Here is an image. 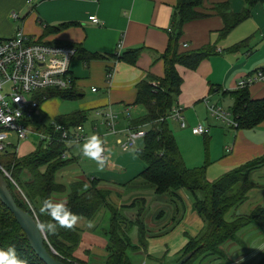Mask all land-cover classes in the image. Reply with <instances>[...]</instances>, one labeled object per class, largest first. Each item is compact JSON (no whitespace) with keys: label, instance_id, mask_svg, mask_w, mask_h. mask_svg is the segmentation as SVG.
Listing matches in <instances>:
<instances>
[{"label":"crops","instance_id":"1","mask_svg":"<svg viewBox=\"0 0 264 264\" xmlns=\"http://www.w3.org/2000/svg\"><path fill=\"white\" fill-rule=\"evenodd\" d=\"M221 3H226L228 10L234 14L239 13L244 7L243 0H201L200 5L195 10L202 16L188 20L182 25L177 46L178 52H189L205 45L215 47V53L201 59L193 69L176 64V71L181 77L176 105L181 108L183 127H180L179 121H176L181 129L188 127L190 133L192 126L203 122L208 127L207 133L202 134L204 136L210 133V125L202 120L203 106L208 111L206 104L209 103V99H223L225 96H229L232 105V97L228 91L236 88L237 81L250 76L260 68L264 70V0L254 4L250 9L249 16L237 23L223 37L219 36V31L223 27L222 18L213 9L215 5ZM175 4L176 0H0V38L10 37L16 28H20L27 35L46 42L74 45L81 51L101 54L103 58L88 61L79 55L75 56L70 63V74L81 97L84 94L81 89V82H85L83 79L88 74L91 75V70L104 73L106 94L89 109H92V120H98L100 125L106 126L109 130L102 113L110 111L114 117L115 126L117 116L110 108L113 106L112 103L117 101L123 103L126 107L125 110L140 105L134 103L137 83L144 79L148 73L159 77L164 75V63L159 55L164 52L167 46L168 30L171 26ZM11 12H15L18 19L12 18ZM92 15L96 16L98 22L89 19V16ZM241 40H244L243 45L238 48L233 47ZM140 47L143 50L134 65L110 58L113 54H121L128 49ZM211 87L215 88L211 91ZM93 88L96 90H92ZM89 90L95 94L98 88L91 85ZM247 91L251 98L264 96V73L260 79H255L247 85ZM116 93L120 94L118 98L112 96ZM111 98H115V101L111 102ZM205 101L206 103H204ZM212 105L216 106L215 103ZM143 109L145 113V108L143 107ZM186 112H192L194 119L186 122L184 117ZM130 119L127 120L126 126L121 130L122 132L127 133V129L130 127H133V130L142 129L146 131L148 129V125H131L133 120L130 121ZM215 120L223 125L230 124L218 118ZM169 128L171 129V127ZM95 129L96 126L93 127V130ZM84 130L87 137L93 135V132H89L85 127ZM217 131L225 140L224 135H230L231 143L223 146L226 151L218 159L216 168H213L215 166H208L211 159L208 161L206 171L204 169L205 177L209 170L211 175H209V179L206 178L207 180L214 179L215 175L213 174H217L215 176L217 178L234 166L264 156V119L249 129L232 127L229 130H224L223 127H219ZM228 140L230 139H227L226 142ZM81 142L69 144V150L66 153L69 158H76L77 161L74 164L78 162L80 157L78 147ZM179 153L181 155L180 150ZM182 160L187 166L184 157ZM106 164H109L110 168L116 167L110 157ZM145 166L144 163L137 175L118 185L110 183L107 179L98 178V180L100 185L106 189L109 187L114 189L110 192L115 198L123 197L122 201H126L131 197L129 202L121 203L120 206L139 201V198L144 199L147 204L151 202L149 200L153 199L158 202L157 199L161 197L156 196L150 187L147 188L140 178L135 181ZM59 173V182L66 184L63 174ZM78 174L80 177H74L67 184L72 180L87 178L79 172ZM247 177L252 186L246 191L244 199L234 206V212L231 213L232 218L239 214L248 213L256 205H260L264 209V164L252 168ZM129 190L130 192L126 193ZM179 192H182L187 199L188 193L185 190L177 189L176 194L178 195ZM61 201L64 200L61 199ZM238 207L245 209L235 212ZM125 210L133 211V216H130L134 218L136 217L135 214H138L133 210V207H126ZM186 214L193 221L199 217L191 210L190 202L183 217L181 216L182 219L180 218L181 220L168 233H165L166 236L163 235L166 239H163L161 249L158 252H153L152 248L156 245L157 237L155 236L160 232L153 234L146 230L144 243L139 245L137 244L138 241L135 242L140 246L138 250H143L140 255V257L142 256L140 264H147L150 260L158 264H172L178 259L177 253L187 238L196 235L198 232L193 234L191 231L189 233L190 227L184 222ZM123 216L129 217L127 213ZM95 218L87 224H93ZM85 222V218L79 217L75 226L82 230L86 225ZM200 224L202 226V222ZM175 227L178 229V234L174 230ZM83 233L77 248L73 252L75 257L86 261L92 256L96 258L99 255L109 253L110 243L104 233H102L103 236L99 237L96 235L91 237ZM237 233L239 238L237 240H239L240 245L236 239L226 240L224 246H222L223 243L220 245L224 257L214 258L210 264H257L259 262L264 255V236L260 230L254 223H250L249 226L241 228ZM137 234L139 235V231ZM147 238L148 242L146 243ZM162 250L170 251V254L174 253L175 255L167 260L164 258V254H161ZM135 251L128 254L131 264H133L131 255L134 256V253L139 252ZM150 253H157L159 256L153 257Z\"/></svg>","mask_w":264,"mask_h":264},{"label":"trees","instance_id":"2","mask_svg":"<svg viewBox=\"0 0 264 264\" xmlns=\"http://www.w3.org/2000/svg\"><path fill=\"white\" fill-rule=\"evenodd\" d=\"M261 1L263 0H243V9L236 14L228 10L226 3L215 5L213 9L223 21L219 36H225L237 23L246 19L251 7ZM200 3L201 0H176L168 30L167 46L159 55L164 63V75L159 77L148 73L137 83L134 99L135 104L145 108V113L134 120L133 124L148 125L142 137L143 146L137 150L139 158L146 164L138 177L147 188H151L156 196L163 197L167 194L172 202L179 200L176 190L184 188L191 198V210L203 221V226L197 234L188 237L177 253V258L186 252L190 253L182 264H192L195 259L207 254H219L220 245L228 239L235 240L236 231L249 222H253L264 236V209L260 205H256L248 215L225 219V214L244 199L246 191L252 186L247 177L248 172L252 168L263 165L264 156L234 166L209 181L205 177L203 166L184 165L176 138L168 125V115L173 104H176V96L181 84L176 64L193 69L201 59L215 53L213 45H205L189 52L177 51L182 25L188 20L202 16L195 10ZM243 44L244 40H241L233 47L238 48ZM76 48V56L79 55L85 61L103 58L101 54L84 52ZM142 50V47L128 49L121 54H113L110 58L134 65ZM259 70L264 73L262 68ZM214 88L211 87L210 90ZM43 93L46 98L40 100L41 103L52 96H59L65 100L80 97L73 78L71 88L46 89ZM228 93L232 97L230 114L233 128L249 129L264 119V96L251 98L247 86H237ZM87 114V111H75L56 116L51 120L65 127L84 125ZM40 119L43 123L34 124L35 128L44 130L45 126L52 132L50 124H47L50 120H46L45 117ZM53 135V140L49 142L39 140L37 148L22 157L17 156L15 149L8 150V146L16 148L12 143L7 144V147L1 151L4 157H16L13 161H9L6 170L17 182L18 190L22 195L20 198L14 194L17 205L32 214L39 225L46 222L55 223L49 215L40 212L45 197L57 201L60 195L61 199L67 202V208L78 217L85 218L87 223H91L103 208H107L110 214L109 225L103 233L108 237L110 244L104 264H131L127 250L135 251L138 245L133 244L129 235L122 231L120 226L124 217L109 202L110 190L98 187L99 180L95 177L75 180L68 184L56 180V172L68 165L72 158H69L67 154L63 156L68 152L69 145L60 140L61 133L53 132ZM23 171L28 174L26 177ZM13 178L11 181L16 186ZM135 206L133 201L122 207L134 208ZM181 211L176 205L175 215L172 217L173 226L180 220ZM163 213L164 211L160 210L158 217ZM127 222L130 227L136 223L132 219ZM138 229L137 241L143 244L146 237L143 234L144 228L138 226ZM81 231L76 226L66 229L57 224L54 232L44 231L45 243L56 251L55 257L64 264H87L86 261L73 255L80 242ZM9 247H13L17 257L25 260L27 264H45L29 244L13 214L0 200V250L7 251ZM257 264H264V255Z\"/></svg>","mask_w":264,"mask_h":264},{"label":"rangeland","instance_id":"3","mask_svg":"<svg viewBox=\"0 0 264 264\" xmlns=\"http://www.w3.org/2000/svg\"><path fill=\"white\" fill-rule=\"evenodd\" d=\"M83 81H85V82H81L82 83L81 89L84 92L83 96L77 97L74 100H65L59 96H52L40 104L41 115L39 117L40 118L45 117L46 120H51L52 118L59 115L69 114L75 111H87L88 118L83 123L85 129L89 130V132H93L92 134L97 135L102 142L107 143L108 151L110 154V160L116 165V167L110 168L109 164H104V166L101 168L98 166L96 161L90 159L89 157L84 156L82 152V147L85 142L83 141L79 144L78 147V149L80 150L79 151L80 157L78 162L74 164L77 161L76 158L74 159L72 158L71 160H69L68 162L69 164L66 165L68 167L62 168L61 170L59 169L56 172L57 174L56 180L60 181L58 177V172H60L59 174H63V179L67 184V182L71 181V179H73L74 177H80L78 174L79 172L86 177L107 179L110 183L116 185L124 183L125 181H128L129 178L131 179V177L133 178L135 175H137V173L144 166L143 161L138 157L136 153L137 150L143 146V140L142 138H137L133 146L123 149L119 140L124 141L126 138V133L124 131L122 132L121 130L126 126L127 120H129V118H131L130 121L133 120L131 122L132 125L134 120H137L142 114H144L143 106L136 105V107H132L130 108V110H125L126 107L123 105V103L119 101H117L114 104L112 103L113 106H110V108L112 112L117 116L116 118L117 123L115 125V131H117V133L113 134L110 132V130L106 128V126L100 125L98 123L99 122L98 120H92L93 119L92 109H89L94 105H96L98 103L97 100H99L104 96V94H106V89H105L106 81H105L104 73L100 71L91 70V75L88 74L85 77V79H83ZM91 85L96 86L98 88V91L95 94L91 93L89 90ZM119 95H120L119 93H116L113 94L112 96L118 98ZM115 98H111L110 101L111 102L115 101ZM212 103H215L217 107H219L222 111L227 113V118L230 124L223 125L222 123H217L218 121H216L214 117L210 116L206 108L203 106L202 120L205 121L208 125H210V133H208L206 136L200 134L192 135L189 132L188 127L181 129L178 126L176 120L170 118L168 120L169 127H171V129L173 130L176 136V142L178 148L181 152V155L184 157L186 161V165L189 167L203 166L205 171H206V165L208 161H210V159L211 161L209 162L208 166H215L213 168H216L218 159H220L221 156L226 151L225 148H223V146L224 145L227 146L231 143L230 135H224L226 137V140L230 139L226 142L225 138L220 136L217 131V128L219 127H223L224 130H229L232 128L231 127L232 118L230 114L231 99L229 96H225L223 99L210 98L208 105H212ZM184 117H185V121L187 122L188 120L194 119V114L192 112H186ZM133 125L137 126L141 124H133ZM94 126H96L95 130H93ZM144 128L146 129V127ZM39 140H40L39 137L32 133H29L27 137L24 139L17 140L14 131L6 130V138L4 139V142L12 143L14 146H16V148L8 146V150L15 149L17 156L22 157L29 154L31 151L35 150L39 145ZM15 158L16 157L14 156L4 157L1 155L0 152V179L3 185L5 186V188L10 193V195L13 197L14 201H15L14 194H16L17 197L20 198H22V195L18 190L17 182L13 177H11L10 173L7 172L6 166L9 163V161H13ZM23 172L25 174L24 177H26L28 174L26 173V171ZM209 175H211L210 170L206 175L207 179H209ZM213 175L216 176L217 174H213ZM215 176L213 177L214 179L216 178ZM11 178H13V180L16 182V186H14V183L11 181ZM139 178L140 177L135 178V181L138 180ZM98 187L105 188L103 187V185H100V183L98 184ZM109 190L113 191L114 189L109 187ZM180 190H184V188L183 189L180 188ZM128 192H130V190L127 191L126 193ZM178 196H179V200L172 202L170 196L165 194L163 195V197L157 199L158 202H156L155 199L153 200L148 199L149 201H151L149 202V204H147V202H144V199L139 198V201H135L136 206L135 208H133L135 212H138V214H135L136 215L135 218L132 217L133 211L131 210L124 211L125 208L120 206L121 203L126 204V202H129L131 200V197L128 200L126 199V201H122L123 197L117 199L113 194H111V198H109V202L122 217H124L123 215H125L126 213L127 215H129L128 218L126 217H124V219L121 218L123 222L120 227L124 233L129 235L133 243H135L138 239V234H137V232L139 231L138 226H143L144 236L146 235L145 230H149L150 233L153 234L160 232L158 234L159 236L157 234L155 236L157 237L155 240L156 245L154 246V248L151 247L153 252H158L161 249V244L163 243V239L166 236L165 233H168L171 230V227L173 226L172 217L175 215L176 205L177 207L180 208V210H182L181 212L183 217L185 210L188 209V205L191 202V198L187 195V199H185V196L183 195L182 192L181 193L179 192ZM58 197L60 198H58L57 201H61V196L59 195ZM114 201H116V203H114ZM254 207H252L250 211ZM244 209H245L244 207H238L235 210V212L243 211ZM160 210H163L164 213L160 217H158V213ZM232 212H234V207L231 208L225 214V219L230 220L232 218L231 215ZM249 212L248 213L245 212L246 214H239L237 216L248 215ZM109 216L110 214L108 209L103 208L97 214L93 224H87V222H85L86 225L82 228L81 234L82 232H84L83 234H87L91 237H93V235H96V237L103 236L102 233L104 229H107L109 225ZM129 219L130 220L132 219V221L136 222L135 225H133L132 227H130V225L127 224L128 223L127 221H129ZM184 219H185L184 221L185 224H187L190 227L189 233H191L192 231V233L194 234L197 231H199L203 226V221L200 217H198L196 221H193L190 220V216L186 214L184 216ZM200 222H202V226ZM250 223L253 222H249L241 228H245L249 226ZM174 230H176L177 232L176 234H178L177 227H175ZM239 230L236 231L235 238L237 243L240 245L239 240H237L238 238L237 232ZM147 242H148V238L146 240V243ZM225 243L221 245L224 246ZM137 244H139V242ZM139 245L137 246L136 249L139 252L134 253L135 254L134 256L131 255L133 257V261H132L133 264H140V261L142 260V256L140 257V255L143 253V250L142 251L138 250L140 248ZM50 247L47 246L48 249H50ZM219 249H220L219 254H207L201 258H198L197 260L195 259L196 261L194 260L192 264H210V261L213 260L214 258L216 259L223 258L224 254L220 247ZM132 251L133 250L131 249L127 250V253L129 254ZM161 254H164V258L167 260L175 255L174 253L170 254V251L165 252V250H162ZM185 254H190V253L186 252L180 255V257ZM151 255L153 257L159 256L157 253H152ZM106 256L107 254L99 255L96 258L92 256L90 259L87 258L86 262L87 264H104ZM147 264H158V263L150 260L147 262Z\"/></svg>","mask_w":264,"mask_h":264},{"label":"built area","instance_id":"4","mask_svg":"<svg viewBox=\"0 0 264 264\" xmlns=\"http://www.w3.org/2000/svg\"><path fill=\"white\" fill-rule=\"evenodd\" d=\"M11 16L18 19L15 12H11ZM89 19L98 22L94 15L89 16ZM76 54L77 48L74 45L46 42L27 35L20 28H16L12 36L0 38V152L10 144L4 142L6 130L14 131L17 140L32 133L40 140L49 142L54 138L53 132H60V140L68 145L87 138L83 125L65 127L50 120L47 124H50L52 132L45 126L44 130L34 126L43 123L39 117L40 100L46 98L43 90L71 88L70 63ZM109 75L110 72L108 77ZM262 75L263 72L258 69L250 76L238 80L236 87L247 86ZM206 106L210 115L229 123L226 112L215 105ZM102 115L110 132L115 133L112 113L104 111ZM168 118L179 121V126L183 127L181 108L176 104L171 107ZM132 128L127 129L124 141L119 140L123 149L133 146L136 139L145 134L142 129ZM207 130L208 127L203 122L190 128L191 133L201 135L206 134ZM101 146L104 149L102 155L106 157V164L110 157L108 146L106 142H102Z\"/></svg>","mask_w":264,"mask_h":264},{"label":"clouds","instance_id":"5","mask_svg":"<svg viewBox=\"0 0 264 264\" xmlns=\"http://www.w3.org/2000/svg\"><path fill=\"white\" fill-rule=\"evenodd\" d=\"M101 139L93 134L86 138L82 147L83 155L97 162L99 167H103L106 157L102 155L104 149L102 148ZM40 212L49 215L52 222L41 223L38 227L42 231L54 232L58 224L62 228L72 229L79 219L67 208L66 201H53L51 198L45 197L42 201ZM91 226V225H89ZM0 264H27L25 260L17 257L15 249L9 247L7 251L0 250Z\"/></svg>","mask_w":264,"mask_h":264},{"label":"water","instance_id":"6","mask_svg":"<svg viewBox=\"0 0 264 264\" xmlns=\"http://www.w3.org/2000/svg\"><path fill=\"white\" fill-rule=\"evenodd\" d=\"M0 200L3 204L9 209V211L15 217L17 223L24 231L29 244L34 249L38 257L45 263V264H64L62 261L58 260L54 257L56 253L53 248H51L46 242L44 231L40 230L39 223L35 219L33 215H31L26 210H23L19 207L16 202L14 201L13 197L10 195L8 190L3 185L0 179ZM50 247V249L47 248ZM190 254H185L179 257L174 263L172 264H182Z\"/></svg>","mask_w":264,"mask_h":264}]
</instances>
